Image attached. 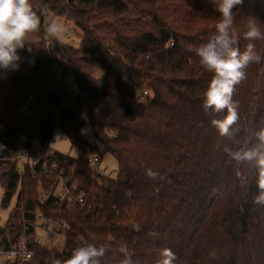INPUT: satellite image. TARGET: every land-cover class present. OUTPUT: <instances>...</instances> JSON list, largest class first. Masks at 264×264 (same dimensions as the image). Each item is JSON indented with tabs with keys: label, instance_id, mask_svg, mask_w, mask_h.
Wrapping results in <instances>:
<instances>
[{
	"label": "trees",
	"instance_id": "16d2710c",
	"mask_svg": "<svg viewBox=\"0 0 264 264\" xmlns=\"http://www.w3.org/2000/svg\"><path fill=\"white\" fill-rule=\"evenodd\" d=\"M31 3L41 21L29 34L39 41L31 71L0 70L2 205L20 188L9 221L0 227L1 247L8 249L23 236L31 241L36 212L68 223L62 249L33 246L31 261L2 264H52L87 243L108 249L101 264H119L121 246L135 264H159L163 248L176 254V264H264V205L254 203L260 170L255 159L237 161L232 155L260 145L262 65L245 69L232 97L239 119L229 135H220L211 121L227 111H204L212 74L196 54L214 34L216 5L211 0ZM233 13L236 46L243 50L255 43L264 56V41L243 38L250 19L264 24V0H243ZM50 16L81 30L79 47L50 36ZM98 70L105 74L97 79ZM83 113L95 140L117 161L115 178L99 177L86 162L51 146L58 128L73 147L101 154L82 132ZM20 157L26 160L21 174ZM45 162L57 163L72 177L83 206L68 210L41 200L39 179L50 185L41 169ZM147 169L159 177L150 179Z\"/></svg>",
	"mask_w": 264,
	"mask_h": 264
},
{
	"label": "clouds",
	"instance_id": "9594fccd",
	"mask_svg": "<svg viewBox=\"0 0 264 264\" xmlns=\"http://www.w3.org/2000/svg\"><path fill=\"white\" fill-rule=\"evenodd\" d=\"M211 2L216 5L220 18L216 20L214 34L196 50L201 65L212 74L204 93L202 106L206 113L209 110L215 113L227 111L223 119L211 121L220 135L227 136L231 126L239 119L237 104L232 99L236 85L246 78L245 69L252 63L262 65L258 75L264 78V56L257 52L255 43H248L243 50L236 46L238 33L233 9L242 5L243 0H211ZM40 22V15L34 9L31 0H0V70L4 73L20 70L19 51L25 48L28 35L39 30ZM262 27L264 24L250 19L243 38L247 41H264ZM56 30V25L49 28V31ZM28 50L31 51V48ZM82 118L87 121L86 113L82 114ZM258 137L260 141L258 148L241 149L232 155L237 161L253 159L257 161L260 170L257 181L259 194L254 197V203L264 205V130L259 132ZM146 175L155 180L160 174L147 169ZM133 227L136 231H140L139 224ZM152 235L156 234L152 233ZM107 251L108 249L103 245L87 243L75 248L69 258L55 259L52 264H101V258ZM119 252L124 257L119 264H135L132 253L126 246H121ZM159 255L161 257L159 264H176L177 256L170 248L161 249Z\"/></svg>",
	"mask_w": 264,
	"mask_h": 264
},
{
	"label": "rangeland",
	"instance_id": "374dc122",
	"mask_svg": "<svg viewBox=\"0 0 264 264\" xmlns=\"http://www.w3.org/2000/svg\"><path fill=\"white\" fill-rule=\"evenodd\" d=\"M49 22L48 32L53 39H56L62 43L70 44L74 47H79L81 42V30L75 27L72 22H66L61 17H56L52 19L50 16L47 20ZM56 25V31H49L50 26ZM51 38V39H52ZM34 42H37V39L31 35H28L26 40L25 48L19 51L21 56L20 62V72L21 74H29L31 64L33 63V55L35 54ZM31 48V51L28 49ZM105 73L101 70L95 71L93 73L94 78H101ZM67 81L71 87V90L77 91V87L74 81L73 76H68ZM86 138L89 143L97 145L101 154V165L100 169L106 172L110 178H115L118 172V165L116 159L108 152H104L101 144L95 140L93 137L89 121H86V124L83 128ZM52 148L58 150V152L68 155L71 158L82 160L86 162L88 158L92 155L87 148L73 147L67 138L64 136L63 132L60 129H56L53 135ZM4 190L1 187L0 183V227H4L9 221V217L14 207L16 206L20 188L13 194L7 206L2 205L3 192ZM36 235L44 244L49 248L62 249L64 245L65 238L63 235L55 234L53 238L45 237L44 232L41 230V227L37 228ZM46 241V242H45Z\"/></svg>",
	"mask_w": 264,
	"mask_h": 264
},
{
	"label": "built area",
	"instance_id": "2783aa9c",
	"mask_svg": "<svg viewBox=\"0 0 264 264\" xmlns=\"http://www.w3.org/2000/svg\"><path fill=\"white\" fill-rule=\"evenodd\" d=\"M26 161L24 158H18L19 173H23V164ZM37 161H32L30 164L36 165ZM87 165L99 177H106V172L100 169L101 157L99 155H91L86 161ZM41 169L44 171L45 177L50 185L48 186L45 179H39L40 197L42 201L62 204L68 210H73L84 205V195L78 193V186L73 182L72 177L67 172L60 168L57 163L45 162L41 164ZM36 231L38 227L44 232L45 237L53 238L55 234L63 235L67 229V223L63 219H58L51 222L46 216L40 212L35 213ZM64 236V235H63ZM46 242V241H45ZM2 239L0 238V264L4 262H29L34 257L33 246L47 247L44 242L38 239L35 234L30 241L25 236L21 237L16 245L8 249L1 247Z\"/></svg>",
	"mask_w": 264,
	"mask_h": 264
},
{
	"label": "crops",
	"instance_id": "0c3cea01",
	"mask_svg": "<svg viewBox=\"0 0 264 264\" xmlns=\"http://www.w3.org/2000/svg\"><path fill=\"white\" fill-rule=\"evenodd\" d=\"M38 42H39L38 40H37V42H34V47L36 48V49H35V52H36L37 47H38ZM34 57H36L35 54L33 55V59H34ZM33 62H34V60H33ZM32 66H33V63L31 64V67H30L29 72L31 71ZM16 72H18V71H16ZM18 73H20V72H18Z\"/></svg>",
	"mask_w": 264,
	"mask_h": 264
}]
</instances>
